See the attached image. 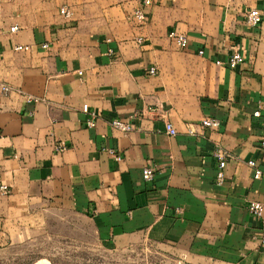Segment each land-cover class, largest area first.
<instances>
[{
	"label": "crops",
	"instance_id": "crops-1",
	"mask_svg": "<svg viewBox=\"0 0 264 264\" xmlns=\"http://www.w3.org/2000/svg\"><path fill=\"white\" fill-rule=\"evenodd\" d=\"M251 10L263 16L257 28ZM236 51V69L216 64ZM116 119L136 130L113 129ZM263 123L264 0H0V184L11 189L0 195V250L29 244L61 207L115 250L148 241L188 264H264V215L248 209L264 207V176L248 165L264 174ZM217 145L232 155L222 183Z\"/></svg>",
	"mask_w": 264,
	"mask_h": 264
},
{
	"label": "rangeland",
	"instance_id": "rangeland-1",
	"mask_svg": "<svg viewBox=\"0 0 264 264\" xmlns=\"http://www.w3.org/2000/svg\"><path fill=\"white\" fill-rule=\"evenodd\" d=\"M188 264L156 244L144 242L115 250L100 240L84 216L61 207L24 247L0 250V264ZM47 263V264H49Z\"/></svg>",
	"mask_w": 264,
	"mask_h": 264
},
{
	"label": "built area",
	"instance_id": "built-area-1",
	"mask_svg": "<svg viewBox=\"0 0 264 264\" xmlns=\"http://www.w3.org/2000/svg\"><path fill=\"white\" fill-rule=\"evenodd\" d=\"M154 1L155 0H141V3H142V6L144 8H149V7L154 5ZM171 1H173V0H171ZM60 14L65 19H68V20H71L73 17V12L67 6H64L60 9ZM135 18L142 25H145L148 21L147 15L145 14L143 8H139L136 10ZM246 21H247V24L249 26H251L252 28H257L262 23L263 16L258 10H251L247 13ZM18 30H19V28L17 26H15L14 28L11 29V32L15 33ZM168 37L173 42H175L181 49H186L189 45V41H188L187 37L179 34L176 30H171L168 34ZM143 41H144V38H142V37L138 38L139 43H143ZM42 47L44 49H48L49 45L44 44ZM15 50L27 52L30 50V47H28V46H16ZM198 54H199V56H203L204 51L199 50ZM243 62H244L243 54L240 51H236L235 53L232 54V56L230 57V59L227 62L217 61L216 64L218 66L227 67V68L234 70L237 67H239ZM149 74L150 75H156L157 69L151 68L149 70ZM2 89L5 93H9L12 90L10 87L4 86V85L2 86ZM30 99H32V98H30ZM36 101H38V100L36 99ZM82 112L91 116V119H89L87 121V124H86L87 128H95L96 124H97V120H98V114L96 112H91L88 105L83 106ZM253 116H254V118H261V114L259 111L255 112L253 114ZM110 125L113 129H116V130L123 132L125 134L131 133V132L136 130V126L133 124V122L127 123V122L120 120V119L113 120L110 123ZM201 126L204 128H209V129H219L221 126V122L217 119L204 118L201 121ZM262 130L263 131H262V136H261V146H262V149L264 150V123H263ZM166 132L171 137H175L177 135V131L175 130V128L173 127V125L171 123H166ZM190 133H193V131H190ZM56 150H57V152H63L64 150H66V148H65V146L59 145V146H57ZM111 154H113V156L115 157V159L117 161H121V157L118 154H116L114 152H111ZM213 156L218 163L217 180L219 183H222L225 179V168L227 166L228 161L232 158V155L227 150H225L221 146L217 145L214 149ZM248 165H249V167H251L254 170V179L259 180L264 176L262 170L259 168L258 163L255 160L249 161ZM154 176H155L154 171L151 168H145L143 170V179L145 182L153 181ZM10 194H11L10 187L7 186L6 184H0V195L7 196ZM248 209H249L250 214L257 220H260L264 215V207L259 202L250 203ZM263 244H264V239H263Z\"/></svg>",
	"mask_w": 264,
	"mask_h": 264
}]
</instances>
